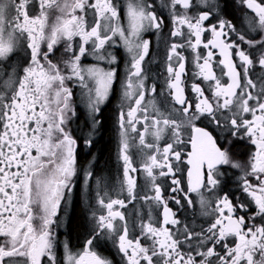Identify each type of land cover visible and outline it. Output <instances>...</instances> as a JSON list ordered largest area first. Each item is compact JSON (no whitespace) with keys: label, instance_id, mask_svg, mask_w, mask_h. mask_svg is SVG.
<instances>
[{"label":"snow or ice","instance_id":"1","mask_svg":"<svg viewBox=\"0 0 264 264\" xmlns=\"http://www.w3.org/2000/svg\"><path fill=\"white\" fill-rule=\"evenodd\" d=\"M0 264H264V0H0Z\"/></svg>","mask_w":264,"mask_h":264},{"label":"trees","instance_id":"2","mask_svg":"<svg viewBox=\"0 0 264 264\" xmlns=\"http://www.w3.org/2000/svg\"><path fill=\"white\" fill-rule=\"evenodd\" d=\"M102 146L104 148L105 158H107L109 151L111 150V141L108 134L104 135L102 140Z\"/></svg>","mask_w":264,"mask_h":264},{"label":"flooded vegetation","instance_id":"3","mask_svg":"<svg viewBox=\"0 0 264 264\" xmlns=\"http://www.w3.org/2000/svg\"><path fill=\"white\" fill-rule=\"evenodd\" d=\"M110 141H111V151H114V147H115L114 140H110Z\"/></svg>","mask_w":264,"mask_h":264}]
</instances>
